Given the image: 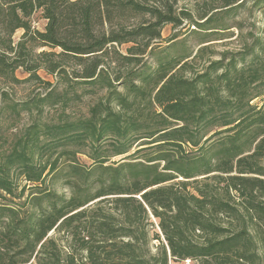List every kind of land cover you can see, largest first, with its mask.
Returning <instances> with one entry per match:
<instances>
[{"label": "trees", "instance_id": "1", "mask_svg": "<svg viewBox=\"0 0 264 264\" xmlns=\"http://www.w3.org/2000/svg\"><path fill=\"white\" fill-rule=\"evenodd\" d=\"M181 1L0 0V114L105 93L87 117L37 118L0 153V264H51L48 250L52 264H264V39L196 71L226 34L221 20L250 0ZM255 4L264 24V0ZM37 12L43 30L32 27ZM184 22L201 33L198 48L173 36L151 69L144 59L163 27ZM27 83L50 90L10 103L8 90ZM84 150L91 165L64 173L59 159ZM62 175L67 196L54 188ZM151 218L159 244L146 257ZM53 232L69 246L65 260Z\"/></svg>", "mask_w": 264, "mask_h": 264}, {"label": "rangeland", "instance_id": "2", "mask_svg": "<svg viewBox=\"0 0 264 264\" xmlns=\"http://www.w3.org/2000/svg\"><path fill=\"white\" fill-rule=\"evenodd\" d=\"M255 1H248L243 9L238 10L237 12L230 13L227 17L221 20L223 24H226L228 29L224 31L226 34L213 36L212 43L209 46V50L206 53L203 61H198L194 67L196 71L202 70L204 66L207 65L209 61H219L223 59V56H226V59L229 60L231 56H235L239 54L244 48L250 47L252 44L256 42L258 39H264V24L262 21V16L260 10L255 4ZM195 2L201 3V0H189V1H181L178 3V9H193ZM31 22L34 24L35 28L38 30H43L46 22L42 18L41 13H35ZM194 27L187 22H184L181 27L174 28L171 25L164 26L161 32V39L158 43H155V47L152 54H147V57L144 59L148 65L151 66V69H155L161 60H165V52L166 46L168 45L167 41H169L173 36H178L175 41L182 42V46H186V48H190L196 50L200 43L201 33H193L191 31L190 34H186L190 30H193ZM22 34V31H18L15 33L13 40L16 42ZM173 41V42H175ZM184 41V42H183ZM184 44V45H183ZM182 54L181 51H177L173 55L176 57L177 55ZM227 60L225 62H227ZM198 69V70H197ZM16 76L19 79L25 78L26 76L22 74L21 71L16 73ZM40 76L47 82H49L52 87L55 84L53 78L46 76L44 73H40ZM189 77V74H187ZM50 89L46 85H40L37 83H27L23 85H19L14 87L13 89H9V101L10 103H21L28 101V99H33L34 97H43L45 96ZM58 92L61 91V87L58 86ZM105 93H100L99 95H85L82 96L80 100H74L69 103L66 107L56 106V107H46L43 110V113L38 115L36 111H32V113L27 112H19L18 114H14L10 111L3 112L0 114V153L7 151L16 140L22 137L25 130L31 126L37 118H40L45 123L55 122L61 116L62 113L68 119H77L88 116V110L91 106L95 104L99 97L104 95ZM259 102L256 99L253 103ZM39 116V117H38ZM39 119V120H40ZM68 159L63 157L59 159V166L62 168L64 173L67 171L68 164H77L78 166L89 167L91 165V160L88 157L87 150H84L82 153L76 154L74 160L72 162L67 161ZM119 158H112L111 161H117ZM110 161V162H111ZM65 183V177H62L55 182V189L58 193H63L66 196L69 194V191L63 185ZM206 184L214 185L216 189H220L224 186L223 183L216 182L210 180L206 182ZM231 196L239 203V208L246 207V202L243 198L236 197V193L232 191ZM216 221L221 223L223 226H228L229 218L224 216L216 217ZM150 222L153 226L148 227L149 237L146 246L142 249L144 255L146 257L152 256L156 253V247L158 246V241L153 240L155 234L160 236V232L157 228V221L153 218L150 219ZM50 238H54L59 247V258L57 260H65L70 249L69 246L63 239L62 234H56L55 232L49 234ZM160 241H162V237H160ZM264 246V245H263ZM264 248V247H263ZM264 254V251H263ZM44 259L48 261H55V257L52 255V251H46L43 256ZM41 257V258H42ZM77 259H83V255L78 253ZM52 262H50L52 264ZM32 264H36V259H32ZM169 264H192L189 261L185 262H172Z\"/></svg>", "mask_w": 264, "mask_h": 264}, {"label": "built area", "instance_id": "3", "mask_svg": "<svg viewBox=\"0 0 264 264\" xmlns=\"http://www.w3.org/2000/svg\"><path fill=\"white\" fill-rule=\"evenodd\" d=\"M32 27L35 28L34 24L32 23Z\"/></svg>", "mask_w": 264, "mask_h": 264}]
</instances>
